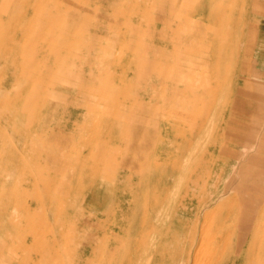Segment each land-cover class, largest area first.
I'll use <instances>...</instances> for the list:
<instances>
[{
	"label": "rangeland",
	"instance_id": "374dc122",
	"mask_svg": "<svg viewBox=\"0 0 264 264\" xmlns=\"http://www.w3.org/2000/svg\"><path fill=\"white\" fill-rule=\"evenodd\" d=\"M111 263L264 264V0H0V264Z\"/></svg>",
	"mask_w": 264,
	"mask_h": 264
},
{
	"label": "bare ground",
	"instance_id": "6f19581e",
	"mask_svg": "<svg viewBox=\"0 0 264 264\" xmlns=\"http://www.w3.org/2000/svg\"><path fill=\"white\" fill-rule=\"evenodd\" d=\"M116 116V114H114V117ZM121 181V180H120ZM126 181V180H125ZM122 184V183H121ZM46 186V185H45ZM110 197V196H109ZM34 198V197H33ZM28 200V199H27ZM119 204V203H118ZM25 206L27 207V205L25 204ZM29 208H30V206H28ZM27 209V208H26ZM26 209H24V210H26ZM28 210H30V209H28ZM29 212V211H28ZM229 216V215H228ZM37 220V219H36ZM110 220V219H109ZM38 221V220H37ZM37 221H36V223H37ZM41 222V221H40ZM39 222V223H40ZM101 229V228H100ZM54 246H55V243H54ZM54 246H53V248H54ZM90 246V245H89ZM61 247V246H60ZM118 247V246H117ZM62 248V247H61ZM108 248V247H107ZM55 249V248H54ZM62 250V249H61ZM64 250V249H63ZM107 251H111V250H109V249H107ZM116 251V250H115ZM129 251V253L131 252V254H134V253H136L138 250H128ZM189 251L190 250H186L185 251V253L186 254H188L189 253ZM224 253L226 254V251H224ZM223 252H221L220 253V257H221V263L225 260V254H224ZM111 254V253H110ZM109 254V255H110ZM105 255H107L106 253H105ZM112 255H113V253H112ZM111 255V256H112ZM113 258H114V256H113ZM104 259V258H103ZM102 259V260H103ZM112 259V258H111ZM106 260V259H105ZM108 260V259H107ZM112 261H113V259H112ZM105 262V261H104ZM107 262V261H106ZM112 264V263H111Z\"/></svg>",
	"mask_w": 264,
	"mask_h": 264
}]
</instances>
